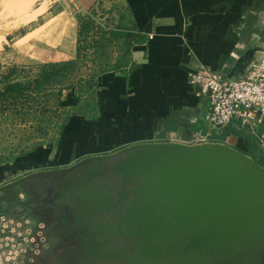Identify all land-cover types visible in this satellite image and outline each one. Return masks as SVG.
Segmentation results:
<instances>
[{
	"label": "water",
	"instance_id": "water-1",
	"mask_svg": "<svg viewBox=\"0 0 264 264\" xmlns=\"http://www.w3.org/2000/svg\"><path fill=\"white\" fill-rule=\"evenodd\" d=\"M72 170L59 204L80 264H264V170L240 150L137 143L46 173Z\"/></svg>",
	"mask_w": 264,
	"mask_h": 264
},
{
	"label": "crops",
	"instance_id": "crops-1",
	"mask_svg": "<svg viewBox=\"0 0 264 264\" xmlns=\"http://www.w3.org/2000/svg\"><path fill=\"white\" fill-rule=\"evenodd\" d=\"M75 1L84 11L94 2ZM123 5L131 32L124 66L99 75L89 107L69 116L59 131L58 152L43 159L67 166L130 144H185L193 133L258 155L257 139L237 123L208 129L204 98L195 96L188 79L202 66L231 79L243 76L249 65L264 66V0H124Z\"/></svg>",
	"mask_w": 264,
	"mask_h": 264
},
{
	"label": "rangeland",
	"instance_id": "rangeland-1",
	"mask_svg": "<svg viewBox=\"0 0 264 264\" xmlns=\"http://www.w3.org/2000/svg\"><path fill=\"white\" fill-rule=\"evenodd\" d=\"M123 2L94 0L84 11L75 0H0V83L12 64L17 71L10 79L22 83L48 70L41 64L55 62L59 68L38 88L12 93L10 106L0 104V221H8L13 239L5 244L0 234V251L16 254L6 264H37L31 237L43 222L27 215L23 190L29 184L22 181L37 170L67 164L43 159L58 152L61 125L87 110L101 73L124 66L131 32ZM67 60L71 62L65 64ZM69 91L74 98L64 103L61 95ZM249 153L256 158L255 150ZM43 179L33 177L31 186H44Z\"/></svg>",
	"mask_w": 264,
	"mask_h": 264
},
{
	"label": "built area",
	"instance_id": "built-area-1",
	"mask_svg": "<svg viewBox=\"0 0 264 264\" xmlns=\"http://www.w3.org/2000/svg\"><path fill=\"white\" fill-rule=\"evenodd\" d=\"M148 37L152 38V34ZM188 84L194 89L195 96L204 98L206 113L203 120L208 129L216 131L235 122L257 139L260 153L254 161L264 170V66L249 65L245 68V74L237 79L228 78L218 71L202 66L190 74ZM208 136L193 133L185 140V144L208 143ZM7 222L0 221V234L5 244L13 240L10 236L12 228L7 229ZM20 240L27 243L26 237H21ZM18 251L22 256L26 253L24 246ZM2 256H5L4 261ZM14 257L16 258V254L7 252L4 255L0 251V264L13 261Z\"/></svg>",
	"mask_w": 264,
	"mask_h": 264
},
{
	"label": "flooded vegetation",
	"instance_id": "flooded-vegetation-1",
	"mask_svg": "<svg viewBox=\"0 0 264 264\" xmlns=\"http://www.w3.org/2000/svg\"><path fill=\"white\" fill-rule=\"evenodd\" d=\"M51 169L33 172L39 173L36 177L44 178V186H37V188L31 186L33 177H29V175L32 173L22 181L29 184L28 188L23 190L26 194L27 215L43 222V226L35 230L36 233L31 237L33 245H36L34 247L37 251L36 255H38L36 262L37 264H80L81 253L77 248V243L80 241L73 236L69 237V232L63 229L67 225L68 219L64 216L65 210L61 213L63 207L59 204L61 186L69 182L75 172L72 170L64 175H57L53 172L46 173Z\"/></svg>",
	"mask_w": 264,
	"mask_h": 264
},
{
	"label": "trees",
	"instance_id": "trees-1",
	"mask_svg": "<svg viewBox=\"0 0 264 264\" xmlns=\"http://www.w3.org/2000/svg\"><path fill=\"white\" fill-rule=\"evenodd\" d=\"M69 62H71V60L65 61V64H67ZM41 65L49 67L48 70L42 69L41 73L37 77L31 79L28 82L22 83L17 79H14V78L10 79L11 76L14 73H16V71H17V66L12 64L11 67H9L7 72H6V74H5L6 76L4 77L3 82L0 83V104L2 106H5V107L10 106L8 99L11 97L12 93L20 94L21 91H23L25 89H27V90L33 89L34 90V89L38 88L40 80H44V79L48 78L49 74L54 75V72H58V69H59L58 66L55 64V62H49L47 64H41ZM60 94L61 93L59 91V95ZM61 98L64 100V103L69 102L70 100L72 101L74 98V93H72V92L70 93V91L66 92V93L61 95ZM63 124L61 125V128H62Z\"/></svg>",
	"mask_w": 264,
	"mask_h": 264
}]
</instances>
